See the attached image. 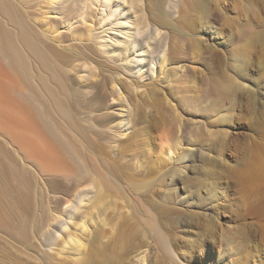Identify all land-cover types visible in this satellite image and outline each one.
<instances>
[{"label": "rangeland", "instance_id": "rangeland-1", "mask_svg": "<svg viewBox=\"0 0 264 264\" xmlns=\"http://www.w3.org/2000/svg\"><path fill=\"white\" fill-rule=\"evenodd\" d=\"M23 1L27 2L26 7L28 8L24 9L22 7H19L21 11H24H22L23 13H21L24 18H28L26 19V22L29 26H31L30 29L32 28L31 30L33 32L36 31V33L34 34L37 37L40 36L39 40L44 48L48 50L49 48L51 50L53 49L54 52H56L55 54H61L68 51L69 49L77 50L79 48V51H88V53L86 52V54H89V58L85 54L84 58L81 57V59L79 58L78 60L75 59L74 61L71 60L69 62L63 60L64 63L62 62V60H59L58 62L65 70L63 71V73L67 74L64 76H66L67 79L69 78V81L66 80V86L70 85L68 87L70 90L72 88L71 92L73 91V93L71 94L72 96L70 100V107L75 116V119L77 121L87 120L85 124L82 121L80 122L85 126L90 127L89 129L91 130H89L88 136L89 142H94L96 139L94 140L95 137L93 133H90V131L93 132L95 130H98V127L93 122V116L96 115L97 112H108V114L112 117L111 119H113V123H107V125L110 126L117 121H120L122 112L124 113V111L127 109L126 105L124 104V98H126L127 95L124 87L126 88L128 83L124 80V77L121 78L124 83L123 86L118 85L115 80L112 82V79L111 82H108V78L102 92L104 95L102 97L103 99H101L103 105H101V103L91 105L93 102H89L90 94L88 95L86 94L87 92H84L85 94L83 92H80L85 85L88 86L89 84H99L100 77L102 75H107L106 73L104 74L103 71V65L105 64V62L108 63L106 50L109 46L115 44V41L117 40L113 37L112 34L118 33V35L120 34L121 36L122 34L120 31L123 30V32H125V29L130 25V22H132V18L128 17V15L125 14L126 7L123 6V0H77L78 2L76 3H78V5L76 4L75 7V3L73 4L74 0ZM137 1V9H143L140 10L139 14L143 15V13H146V10L153 12L151 3L148 2V0ZM47 4L50 6H48ZM180 5L181 3L178 1L177 6L175 7L176 10H178ZM126 6L129 8V5ZM210 6L213 13L206 20L205 27H202V24L198 22V20H196V23L193 22L190 29H186V31L184 30L185 33L191 34L190 36L186 37L187 39L190 38L189 41L185 42L186 46L191 50V58L186 59L183 55H181L178 58L179 60L177 59L175 61L177 62L175 64V67H177V71L180 70L181 73H183L184 68L189 72L192 71L191 74L193 77L191 78V80L193 82H189L188 85H186L188 89H182V91L180 88H178L179 85L176 84L173 90L170 88H166L165 85H162L163 88H161V85L160 87L159 85H157L158 87L156 86V88L158 96L160 98L166 97L168 101H171V106H176V110L179 113L177 111L176 112L180 114V121L183 123L182 125L185 126L187 133L189 132V135L186 134L187 139L196 141L195 144L207 142L205 140L209 139V142L207 143H209V145H212H210L211 150L205 151L206 158L203 157L204 159L201 160V162H198L197 160L193 162V166L195 165V167L191 166L186 172V170L182 168H185L186 165L189 164V156H191L192 151L184 150L192 148V145H184L182 143L180 148L183 151H178V153H186L189 159L183 164L177 166L178 168L180 167L179 169L183 170L180 174V177L171 178L167 174L166 169L168 171L170 168L172 169L176 167L174 166L176 164H174L173 161L171 163H165L164 161H162L161 157H158L160 151H158L157 149L159 148L158 146L160 142H171L172 140V133L169 132L168 126L166 124L164 125V123H158L154 125V128L152 127L153 135L148 143L146 142L148 145L146 147L140 145L139 142H137V144L136 139L132 140L133 144H137V146H135L132 151H118V143L114 144L112 143V140L110 141L106 139L107 141H104L101 138L102 140L100 139L101 142L99 141V143L103 145H99L103 149V156L108 158V160L113 164L116 163L114 164L115 166L122 164L124 166L127 165V170L130 169L128 171L125 170V173H127V175L135 174V171L139 172L143 169L148 170L151 165L158 164V167L160 166L164 170L163 171L159 167L162 172H165V174L163 173L165 176H162V180L160 178L156 183L152 182L154 185L151 183V180H148V182L145 181L146 184L143 181V185L139 182L140 184H136L137 186L140 185L138 188H134V186L132 185L130 186L129 183L122 184V186L127 189L124 190L123 188V192L125 191V193L127 194H124L127 199L129 197V208H133L135 207L134 205H136L135 210L134 208L133 210L131 208V211H129L130 213L125 212V209L122 208V206L124 207L123 201H125L126 198L123 199L124 195L122 194L120 195H122L123 198L122 196L118 195L119 200L115 203L116 206H118L117 208H122L121 214H117L118 217L121 216V218L119 217L118 224L121 221V227L123 226L121 230L123 233L125 232L124 234L127 235V237L125 236V242L127 244L125 243L123 248L120 251H115L113 255L109 254L108 260L105 261L102 258L96 257L91 260V264H140L137 263V261L133 257L135 255L133 251L136 250L134 248L136 246L135 244H137V242L140 240L138 230L141 228H145L144 230L147 231L145 221L147 220L146 218L148 217V214L146 213H152L153 215L154 213H157V211L155 212V210H152V205H155L158 202H164L163 200L165 199V197L169 196V193H172L171 188L175 183H177V181L180 180V178L185 179L183 182L188 181L187 183H189L193 189L191 190L192 193L190 191L186 193L181 191V196H200L201 200L205 204V207L196 209L194 211L193 219L188 226H185L186 228L180 227L167 230V234H171L176 237L177 243H179V245H182H176L174 246L175 251H170L171 256L174 254V256L172 257L174 258L175 262L177 264H264V174L261 178H253L256 175L253 174V171H251V166H253L254 168L253 161L256 156L255 144L257 145L256 141L261 143L264 142V132L259 134L258 125L256 124L257 122L256 120H254V118L256 119V114H253L255 110L252 109L253 107H251L252 100L249 101L251 97L250 94L248 95V93H251V89L254 88L259 78L257 52L261 51L264 53V0H212ZM68 7L73 8H71V13L73 14L69 12L67 14L61 13L62 10L65 11ZM195 17L197 18V16ZM155 28H158L161 33L168 31L164 27L155 26ZM147 32H150V29ZM88 35H90V38L88 37ZM194 41H196L200 45V51H196V49L194 48ZM104 43L107 44L108 47H105L103 45ZM41 45L40 47L42 48ZM89 48H93L94 51L96 50L95 52L97 54L90 53ZM26 56L28 57L29 55L26 54ZM28 58L27 61L31 64L29 65L31 67L33 66V70L30 68V74L32 73V77L29 75V84H32L33 86L34 84L38 83L37 80L42 74V71L30 56ZM178 66L183 67H179L180 69H178ZM262 71V81L264 82V68ZM227 75L230 78H228ZM211 76H216V79L218 76V78H221L222 80L223 76H226V79H228V81L230 79H235L237 84L235 81L233 82L235 83V85H237V87L233 88V90L237 89L236 92L239 91V93L237 94L234 90V93L236 94L235 98L237 100H233L234 93H231L233 96L229 95L232 98L226 99L219 97V95L217 96V93L212 90L211 91L213 94H210L211 92H209L208 90L212 88L209 85L214 82L212 81V79H210ZM86 77H89V81H86ZM221 79L217 80L218 83H225V81L226 84L228 83L227 80H223L222 82ZM206 86L208 88L210 87V89H208ZM118 87L121 88L120 92L117 91ZM163 89H166L165 92ZM77 91H79L80 94ZM202 91L209 92H206L207 97L205 94H202L204 93ZM74 92H77V95ZM27 94H29L28 85L24 81H22L18 73L9 66L8 59H5L0 55V154L3 152H9L10 154H13L14 151H49L50 149H47V145L48 148L50 147L53 149H51L50 151H56L54 150L55 145L53 144V142H51L45 136L43 130L39 128L40 124L39 121L37 122L38 119L34 111L35 107L31 106V104L26 101L25 97ZM200 95L202 96L200 98V103L194 102L189 105V102H187L188 98H186L187 100L184 99L188 96L199 97ZM81 96H83L85 99ZM130 96H132V99L134 98L133 94H130ZM75 97L82 98L81 100L78 98L81 102L79 100L77 101V98ZM219 98L222 99L220 100ZM134 99L136 100V98ZM227 99H229L232 104L234 102L236 103L237 101V104L234 103L236 105L234 109L233 106L235 105H231V103L228 102ZM184 100L187 103L184 102ZM213 104H216L214 105L216 107L220 106L219 109L224 112V114L222 112L223 117L225 116L224 120H215L216 117L219 118L216 112H212V114H214L213 116L209 114L211 112H209L210 110L208 109ZM217 104H219V106ZM161 105L163 109H169L167 106L163 104ZM230 106L232 107L230 108ZM262 106H264V104ZM30 108L32 111L30 110ZM261 108L264 109V107ZM95 109L100 110V112L95 111ZM251 109L254 111L252 112ZM146 114H148V110L146 111ZM91 120L93 122L92 125H96L95 127H92V125L89 124ZM58 123L60 124L63 132L66 135L69 133V136H71V138L75 136L72 140L75 145L77 144L76 146L78 148H81V146H79V144H81L79 142V138H76V132V135H74L73 131L70 132L71 130L67 128L66 124H64L63 121L61 122L60 120H58ZM107 125H105V127H107ZM145 125L148 126V123L145 122L144 124H141L140 127L144 128ZM105 127L103 126V128ZM220 128H222L223 130ZM189 129L190 131H188ZM201 129L204 131V133ZM133 130L134 129L132 127L129 131L127 130L123 133L122 131L118 130L119 134H122L120 139L123 140L126 137L125 135H129ZM199 131L202 132V134L199 133ZM261 131L262 130H260V132ZM190 132H196L201 135H191ZM90 134L94 138L92 136L90 137ZM178 134L180 135L181 131ZM196 136L201 137L199 139L198 137L196 138ZM259 138H261L263 142ZM203 139L205 140L203 141ZM107 142L108 144H112L110 145L111 147H113L112 149L107 148V146H109ZM232 145H234L235 147ZM145 148H147V151H144ZM234 148L238 151L233 150ZM56 149L58 151L57 147ZM104 149L107 150L105 151ZM90 153L92 154L93 152ZM96 154L97 156H99L98 152ZM99 158L102 157L99 156ZM157 158H159V160ZM239 175H241V177L243 175L244 178H241ZM43 176L44 179L38 180L39 184H36L37 186H35V188L37 189L38 187V191H40V189H43V193L46 192V194L44 193L45 195L43 194L45 197L43 200V204L44 208L47 209V206H49L48 201H54V198H62L63 193L60 192L61 188H57L55 192L49 193L48 187L44 181L50 180V185L58 187L59 185L61 186V184L63 185V179L52 174H43ZM239 177L242 180L239 179ZM180 183L181 182L178 183V186L181 185ZM128 186L130 188L132 187V189L129 190L130 188ZM1 188L3 190L0 189V196L2 197L4 194L6 199L3 198L4 196L2 198L0 197V202L2 200V202L0 203V225L2 227L0 228V264H64L62 263L63 257L60 258V256L56 254V251L47 249L48 243L44 239H41L40 241L39 237L38 239L37 237L32 238L31 236V240H28L29 242L20 240L21 234L23 235L24 232H28L29 235H31V222L33 220L35 221L34 217H37V211L36 209L32 210L33 208H31V210L28 209L29 204L27 206V199L25 198V195L21 194L16 189L14 184L11 187H8V190L6 187L4 188V185L3 187L1 185ZM152 192H155L156 195ZM147 200H149V203ZM131 202H134V204H132ZM137 202H139L140 206ZM144 202H147L146 205ZM21 203L22 205H19ZM23 203L25 204V206H23ZM149 207H151V209ZM137 210L140 213L137 214ZM141 210L145 212L147 211L146 213L142 211L143 214L145 213L146 218L145 216H139V214H142ZM11 211H13V213ZM14 211H16V213ZM124 212L126 213V215ZM218 212L220 214L219 218L216 216V213ZM14 213L17 214V217ZM1 214L3 215L1 216ZM5 214H7V217L10 216L9 218L11 220L9 219L8 221ZM138 218H143L144 222L143 220H140L142 223H139ZM27 219H31V222ZM129 219L130 221H128ZM16 220L17 222H19V224L16 222ZM25 221H27L26 223L29 226V230L27 231L20 225L21 223H25ZM16 223L17 227H20V229L17 228L16 225L14 226V224ZM33 223L34 222H32V224ZM124 223L127 227L124 226ZM143 223L144 225L139 226ZM22 229H24L25 231ZM169 230L171 232H169ZM204 231L207 233H205ZM212 231H214L216 234L214 232L212 233ZM19 233L21 234L19 235ZM62 234V232H59L56 237L58 242H54L53 245H50L51 247H48L56 249L58 247L57 244L61 241ZM209 235L213 236V240L211 238V241L209 239H206L209 237ZM132 241L133 245H131ZM40 242L42 245L40 244ZM220 243L222 244L221 246ZM54 246L57 247L54 248ZM50 256H54L52 258L53 260ZM131 258L132 261L129 260ZM133 259L135 261H133ZM152 259L153 261H155V264H169L167 261L162 260V256L160 254H155ZM50 261H52L53 263Z\"/></svg>", "mask_w": 264, "mask_h": 264}, {"label": "bare ground", "instance_id": "bare-ground-1", "mask_svg": "<svg viewBox=\"0 0 264 264\" xmlns=\"http://www.w3.org/2000/svg\"><path fill=\"white\" fill-rule=\"evenodd\" d=\"M78 1L74 0L73 2V4L75 3L74 7L76 6V4L78 5V3H76ZM178 1L181 3V5L179 6L178 10H176L175 7L177 6ZM211 1L212 0H148V2L151 3L153 12L146 10V13H143L141 11L143 13L142 15V14H139V12L140 10H143V9H137V3H138L137 0H123L124 2L123 6L126 7L125 14L128 15V17L132 18L131 19L132 22H130V25L125 29L126 31L124 30L125 32H123V30L120 31L123 36L122 35L120 36V34L118 35V33L112 34L113 37L117 39L115 41V44H112V46H109V47L107 44L105 43L103 44L105 47H108L107 50L105 49L108 63L105 62V64L103 65L104 74L106 73L107 75H102V76L100 75L101 77H100L99 84L98 83L92 84V85L89 84L88 86L85 85L80 92H83V93L87 92L86 94L88 95L90 94L89 102H93L92 104L90 103L91 105H95L96 103L98 104L101 103V105H103L101 99H103L102 97L104 95L102 92H103V88L108 78H109L108 82H111V79H112V82L115 80L118 85L123 86L124 83L121 78L124 77L125 78L124 80L127 81L128 83L127 87L126 88L124 87L125 92L127 94L126 98H124V104L126 105L127 109L124 111V113L122 112L121 116L118 115L121 117L120 121H117L116 123L110 126H108L107 123L108 124L110 122L113 123L112 121L113 119H111L112 117L108 114V112H106L107 114L105 112H102V113L97 112V114L95 113L96 115L94 116L91 114L93 116V122L97 125L98 130H95L93 132L90 131V133H93L95 138L91 134H90V137L92 136L94 140L95 139L96 140L94 142H89L88 136H89V130L91 129H89L90 127H87L84 125L87 122V120H80L84 123L82 124L80 121H77L75 119V116L70 107V104H71L70 100L72 96L71 94L73 93V91L71 92L72 88L71 90L69 89L68 86L70 85L66 86L67 85L66 80L69 81L68 80L69 78L67 79L66 76H64L67 74L63 73V71L65 70L61 67V64H59L58 62L59 60L60 61L62 60V62L63 60L69 62L71 60L74 61L75 59L76 60H78L79 58L81 59V57L84 58L85 57L84 55L86 54V52L88 53V51L87 50L86 52L82 50L79 51L80 49L79 48L77 50L69 49L68 51L64 53L55 54L56 52H54L53 49L51 50L49 48L48 50L44 48L43 45H41L40 43V40H39L40 36L37 37L34 34L36 33V31L33 32L31 30L32 28L30 29L31 26H29L26 22V19L28 18H24V16L22 15L24 11L22 10L23 11L22 12L19 8V7H22L24 9L28 8L26 7L27 2L23 0H0V55L1 57L8 59L9 66L13 70H15L20 76V79H22V81H24L28 85L29 94H27L25 97L26 101H28V103L31 104V106L35 107L34 111L38 119L37 122L39 121V124L41 126V127L39 126V128H41L45 136L51 142H53V144L55 145L54 150H56V151H50L52 148L50 147L48 148V145H47L46 147L47 149H50L49 151H14L13 154H10L9 152L8 153L3 152L0 154V189L3 190L1 188V185L2 187L4 185V188L6 187L8 190V187H11L14 184L16 189L21 194L25 195V198L27 199V206L29 204L28 209L31 210V208H33L32 210L36 209L37 211L36 213L37 217H34L35 221L34 220L32 221L34 222L33 224L30 221L31 219L30 220L27 219L28 221L31 222V225H32L31 230H30L31 235H29L28 232H24L23 235L19 233V235L21 234V237H20L21 241L29 242L28 240L29 239L31 240L30 238L31 236L32 238L39 237L40 241L41 239H44L48 243V246L51 247L50 245H53L54 242H58L56 237L59 234V232H62L63 233L62 236L60 235L61 241L57 244L58 247L54 246V248L55 247L57 248L52 249L47 246V249L48 250L50 249L52 251L54 250L57 252L56 254L60 256V258L63 257L62 263L64 264L65 263L66 264H91V260L96 257L102 258L106 261L108 260L109 254L113 255L115 251H120L123 248V246L126 243L125 236L127 237V235L124 234L125 232L123 233L121 230V228H123V226L121 227V221L118 224L119 217L121 218V216L118 217V215L121 214L122 208L125 209V212L130 213L129 211H131L130 209L132 207L129 208V202H130L129 197L127 199V197L124 195L126 193L125 191L123 192V188L124 190L126 188L123 187L122 184L129 183L130 186L132 185L134 186V188L135 187L138 188L140 185L139 186L137 185L140 183L142 184L143 181L145 184H146L145 181L148 182V180L149 181L151 180V183L152 182L156 183L162 176H165L164 175L165 172H162L163 169L160 166L159 167L162 170L159 169L158 164L157 165L154 164V165H151V167L148 170L143 169V170H140L139 172L135 171V174L127 175V173L125 172L130 170V169L127 170L126 168L127 165L124 166L122 164V165L115 166L114 164L116 163L113 164L111 161L108 160V158L103 156V153H104L103 149L99 145L101 144L99 143L101 138L104 141L106 139L110 141L112 140L113 141L112 143L114 144L118 143V151H132V149H134V147L137 146L138 144L137 142H139V144L142 145L143 147L148 146L147 143L153 135L152 129L154 128V125L158 123H164V125L166 124L168 126L169 132L172 133V140L171 142H166V141L160 142L158 146L159 148L157 149L158 151H160L158 157H161L162 161H164L165 163H171L173 161V163L176 164L174 165L176 167L172 169L170 168L168 171L166 169V172L169 175V177L171 178L180 177V174L183 171L182 169L186 170L187 172V170H189L191 166L195 167V165L193 166V162H195L196 160L198 162L199 161L201 162V160L204 159L203 157H205V151L211 150L210 149L211 144L209 145V143H207L209 142L208 141L209 139L208 140L203 139V141L205 140L207 142H202L201 140L202 143L200 144L196 143L199 145L195 144L196 141L187 139L186 134H188L189 132L187 133L185 126L182 125L183 123L180 121L181 119L179 118L180 114H178L179 112L176 110V106L174 105L171 106L170 105L171 101H168L166 97L160 98L158 96L156 86L159 85L160 87L161 85V88H163L162 85H165L166 88H170L173 90L176 84V85H179L178 88H180L181 91L182 89L184 90L188 89L186 85H188V83L192 81L191 80V78L193 77L191 74L192 71L189 72L185 68L183 69V73H181L180 70L177 71L176 70L177 67H175V64L177 62L175 61L181 55H183L186 59L191 58L190 56L191 50L185 44V42L189 41L190 39V38L187 39L186 37L190 36L191 34L185 33L184 30L186 31V29L187 30L190 29L192 27L193 22L196 23V20H198V22L202 24V27L206 26V20L213 13L211 10V6H210ZM126 5H129V8ZM72 7H68L65 10L66 12L62 10L61 13H65V14H67L68 12L71 13L72 9L74 8ZM195 16H197V18ZM155 26L164 27L168 31L161 33L158 28H155ZM149 29H150V32H147L149 31ZM89 36L90 35H88V37ZM193 44H194V48L196 49V51H200V45L196 41H194ZM40 45L42 46V48L40 47ZM43 48L46 50H44ZM95 51L93 50V48H89L90 53L95 54L96 53ZM26 54H28L36 62V64L42 71V74L39 73L41 75L39 76L37 80L38 83L36 84L33 83L34 84L33 86L35 87L37 86L36 88L33 87L32 84L31 85L29 84L30 82L29 75L30 76L32 75V73L30 74L31 72L30 70L32 69L33 66L31 67L30 66L31 64L27 61V58L29 56L27 57ZM263 58H264V53L261 51H258L257 52V65H258V70H259L258 71L259 78L254 88L251 89L252 90L251 93H248V95L250 94V97H251V99L248 98L249 101L252 100L251 107H253L252 109L255 110L253 114H256L255 115L256 119L254 118V120H256L257 122L256 124L258 125L259 134L264 132L263 131L264 129L263 128L264 127L263 126L264 125L263 123L264 122V109L261 108V107H264L262 106L264 104V82L262 81V75H263L262 70L264 68ZM179 67L182 68L183 66H178V69H180ZM37 72H38V69H37ZM227 77L230 78L228 75ZM227 77L223 76V80H227L228 82L226 84V81L224 83L221 78L220 79L222 80L223 83H218L217 80H220L218 76H217V79H216V76H211L210 79H212V81L214 82L209 86H211L212 89L206 86L208 89H210L208 90L209 92H211L210 94H213L212 91H214L217 93V96L219 95V97H222L223 99L232 98L229 95H232L234 93L235 89L233 90V88L237 87V85H235V83L233 82L235 81V79L233 80L230 79L228 81V79H226ZM86 78H87L86 81H89L88 79L89 77H86ZM84 80H85V77H84ZM120 87L117 88L118 92L121 91L122 87L121 88ZM77 92H74V93L76 94ZM206 92L202 94L206 95ZM236 93L238 94L239 91ZM130 94H133L136 100L134 98L132 99L131 98L132 96H130ZM88 95H85V96H88ZM201 95L199 97L198 96H188V97H185L184 99L187 100L186 98H188L187 102H189L188 103L189 105L194 102L200 103L201 102L200 98L202 97ZM233 95H232L234 98L233 100H237L235 98L236 94L234 93ZM79 97H75L77 98V101L79 99L80 100L82 99ZM222 98H219V99L221 100ZM185 100L184 102H186ZM227 100L228 102H230L229 99ZM161 104L167 106L169 109L167 110L163 109L161 107L162 106ZM233 104L231 103V105ZM235 104H237V101ZM192 105H195V104H192ZM214 105L216 104H213L212 106L210 105L211 109L209 108L208 110H210L209 112L211 113L209 114L213 116L214 114H212V112H216L219 118L216 117L217 118L216 119L214 117L215 120H218V119L221 121L222 119L224 120V117H225V116L223 117L224 112L219 109L220 107L219 104H217L219 107H216ZM231 107L232 106H230V108ZM234 107H236V105L233 106V109ZM252 109L251 111L253 112L254 110ZM147 110H148V114H146ZM95 111L100 112V110H96V109ZM58 120H60L61 122L63 121L64 124H66L67 128L71 130L70 132L73 131L74 135L77 134L78 137L76 136V138H79V142L81 143L79 144V146H81V148H78L76 146L77 144L76 145L74 144L72 139L75 136L71 138V136H69V133L66 135L63 132L60 124L58 123ZM93 122L91 120V122L90 123L88 122V123L92 125ZM145 122L148 123V126L145 125L144 128L140 127V125L144 124ZM93 125L92 127L96 126V125L95 126ZM105 125H107V127H105ZM103 126L106 129L103 128ZM101 127H102V130H101ZM131 127L134 129L132 133H130L129 135H125L126 137L123 140H121L120 137L122 136V134L120 135L118 130L122 131L123 133V132H126L127 130L129 131ZM260 130L262 131L260 132ZM180 131H181V134L179 135L178 133H180ZM188 131H190V129ZM191 132H190L191 135L198 134L196 132L195 133H191ZM202 132L204 133L203 130ZM202 132L199 131V133L201 134ZM256 132H257V129H256ZM201 134H198V136ZM198 136H196V138ZM200 137L198 138L200 139ZM134 139H136L137 144L136 143L133 144L132 140ZM259 139L261 140V138ZM261 141L263 142V140ZM182 143L184 145H190V146L192 145V148L184 150V151H192L191 156H189L190 159L187 157L186 153H181V154L178 153V151H183L180 148ZM256 143H257V145L255 144L256 156L254 155L255 158L253 161L255 164L253 163L254 168L253 166H251L252 167L251 171H253L254 173L253 172L252 173L256 175L254 177L252 176L253 178L255 177L261 178L262 175L264 174V144H263L264 142L261 143V142L256 141ZM108 145H109L107 146L108 149L113 148L110 146L112 144H108ZM56 147L58 148V151ZM147 148H145L144 151H147L146 150ZM233 150H236V149L234 148ZM219 151H222V150H219ZM90 152H93L94 154L93 153L91 154ZM97 152L99 153L98 155L102 158H99V156H97L96 154ZM157 159L159 160V158ZM188 159L190 160V162L187 165L185 164L186 165L185 168L183 167V165H182L183 167L182 169H179L180 167L179 168L177 167L183 164L185 161H188ZM43 174H52V175H55L63 179V185L62 184L61 186L59 185L60 187L50 185L49 184L51 183L50 180L44 181L48 187L49 193L55 192L57 188H61L60 192L63 193L62 198H56V199L54 198V201L47 200L49 204V206H47L48 207L47 209L44 208V204H43V200L45 198L44 195L46 194V192H44L45 193L44 194L43 189H40V191H38V187L37 189L35 188V186H37L36 184H39L38 180L44 179ZM239 176L241 177V175ZM240 177L239 179L244 178L243 175L241 178ZM184 180L185 179L180 178V180L177 181V183H175L172 188L170 187L172 189V193L171 194L169 193V196L165 197V199L163 200L164 202H158V203L156 202L157 204L152 205V210H155V212L157 211V213H154L153 215L152 213L151 214L146 213L147 211L145 212L141 210V212L143 211L146 214H148L147 218L145 216V213L143 214L142 212V214H139L140 217L145 216V218L147 219L146 220L144 218L146 220L145 224L147 227L146 228L147 231L144 230L145 228L139 229L138 234L140 236V240L138 241L137 239L138 241L137 244H135L136 240L134 241V244L136 245L134 248L136 250L133 251L135 253L133 257L135 258L137 263L155 264V261H153L152 258L155 254H160L162 256V260L167 261L169 264H177L174 258L172 257L174 256V254L171 256L170 251L171 250L173 251L175 249L174 246L179 245V243H177L176 237H174L171 234L170 235L167 234V230L168 229L171 230L173 228H180V227L183 228L185 226H188L193 219L194 211L196 209H201L205 207V204L201 200L200 196H193V197L191 195H190L191 197L181 196L180 194L181 191L184 193L190 191L192 193L191 190H193L191 185L187 183L188 181L183 182ZM179 182H181L180 183L181 185L178 186ZM131 189L132 187L129 190ZM152 193L154 194L155 192H152ZM120 194L124 195V198ZM118 195L122 196L123 199L126 198L125 201H123L122 199L124 203V207L122 206L121 209L117 208L118 206H116L115 204L116 201L119 200ZM3 198L6 199L5 196ZM147 201L149 203V200ZM131 203L134 204V202H131ZM137 203L139 205V202ZM19 205H22V203ZM23 206H25L24 203H23ZM134 206L136 207V205ZM135 207H133L134 210H135ZM149 208L151 209V207ZM138 210L136 212L137 214L140 213L138 212ZM11 212L13 213V211ZM14 212L16 213V211ZM2 215L3 214H1V216ZM6 215L7 214H5V216ZM15 215L17 217V214ZM219 215H220L219 212L216 213V216L218 218H219ZM9 217L10 216L7 217L8 221L10 219ZM138 219H139V223H142L140 220H143V218H138ZM128 221H130V219ZM26 222L27 221H25V223L20 222L21 223L20 225L22 228H24L27 231L29 230V226L27 225ZM17 223L19 224V222ZM17 223L14 224V226L16 225L17 227ZM141 225H144V223L140 224L139 226ZM124 226H126V224ZM0 228H2L1 225H0ZM17 228L20 229V227H17ZM170 230L169 232H171ZM213 232L214 231H212V233ZM210 238L212 239L213 236L209 235V237L206 239H209L211 241ZM131 245H133V241L131 242ZM221 245L222 244L220 243V246ZM179 246H182V245L180 244ZM53 257L54 256H52L51 259ZM132 258L129 260L132 261ZM135 260L133 259V261Z\"/></svg>", "mask_w": 264, "mask_h": 264}]
</instances>
